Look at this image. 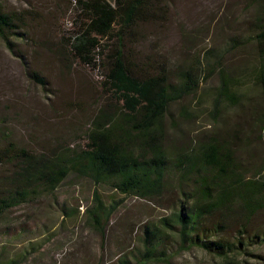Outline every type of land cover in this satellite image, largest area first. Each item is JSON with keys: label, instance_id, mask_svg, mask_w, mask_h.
Returning <instances> with one entry per match:
<instances>
[{"label": "rangeland", "instance_id": "1", "mask_svg": "<svg viewBox=\"0 0 264 264\" xmlns=\"http://www.w3.org/2000/svg\"><path fill=\"white\" fill-rule=\"evenodd\" d=\"M76 3L0 0L16 25L8 34L11 48L0 37L1 146L11 141L44 155L82 146L93 119L117 109L102 86L99 62L83 65L70 48L84 22ZM263 24L264 0H169L162 20L139 23L126 38L131 55L154 67L163 64L172 81L180 67L215 53L207 55L211 61L198 89L172 103L164 117L163 146L171 157L215 144L230 153L246 179L264 182V102L255 85L258 57L252 41ZM220 69L237 99L215 110ZM167 182L162 198L149 201L71 173L53 193L0 216V264H117L140 248L142 226L168 215L173 201L192 187L190 180L179 182L176 176ZM95 195L117 206L101 231L88 220ZM252 225L264 229L263 218ZM233 229L227 227L222 237L232 240ZM172 262L264 264V246L253 244L228 258L193 246Z\"/></svg>", "mask_w": 264, "mask_h": 264}, {"label": "trees", "instance_id": "2", "mask_svg": "<svg viewBox=\"0 0 264 264\" xmlns=\"http://www.w3.org/2000/svg\"><path fill=\"white\" fill-rule=\"evenodd\" d=\"M169 0H77L84 22L70 42L83 65L102 68V86L116 102L113 115L100 112L91 122L82 146L52 155L35 154L11 141L0 144V216L21 203L53 193L71 173L94 185H105L120 195L159 201L168 189L167 177L191 181L183 199L156 222L141 229L140 248L121 257L117 264H174L180 251L193 246L222 258L253 244L264 246V229L252 222L264 220V182L246 179L230 153L218 145H198L171 157L163 146L164 117L169 106L194 93L205 78L211 52L180 67L174 81L163 64L137 60L127 49L139 23L162 20ZM14 19L0 4V37L11 48L8 34ZM258 57L255 85L264 102V24L253 37ZM31 76L43 82L37 73ZM236 91L220 69L213 100L216 110L223 101L234 103ZM116 203V202H113ZM115 204L105 205L97 195L88 220L101 231ZM235 222V223H234ZM234 223V224H233ZM234 227L232 240L223 238ZM132 262H129L128 257Z\"/></svg>", "mask_w": 264, "mask_h": 264}]
</instances>
